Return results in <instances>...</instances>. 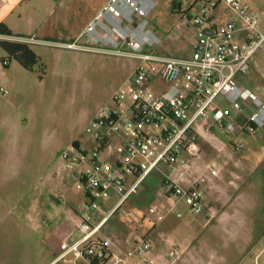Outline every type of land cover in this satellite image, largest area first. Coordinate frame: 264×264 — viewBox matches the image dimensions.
I'll return each mask as SVG.
<instances>
[{
  "label": "rangeland",
  "instance_id": "obj_1",
  "mask_svg": "<svg viewBox=\"0 0 264 264\" xmlns=\"http://www.w3.org/2000/svg\"><path fill=\"white\" fill-rule=\"evenodd\" d=\"M98 1H72L64 14L67 21L52 33L60 42L34 46L41 62L33 71L23 68L0 46V244L58 243L59 229H69L67 210H81L83 195L63 168L61 154L75 143L90 147L94 135L88 129L99 110L113 104L114 96L138 65L136 60L60 45L76 40L75 34L89 20ZM152 1L155 6L149 20L162 40L158 52L190 56L197 29L184 14L196 16L199 0ZM177 2L181 4L180 11L174 8ZM243 2L260 16L259 28L264 32V0ZM214 14L219 24L235 17L221 8ZM248 34L238 32L236 37ZM4 59L9 60V65L3 64ZM253 63L258 67L252 71L257 78L252 90H262L264 97V47L255 53ZM218 102L229 106L221 98ZM224 145L232 155L230 165L249 162L256 166L252 185L242 186L251 198L249 210L236 209L230 222L220 218V214L229 211V204L224 202L214 203L217 213L207 208L200 213L192 211L174 197L172 205H168L163 193L169 171L163 166L110 217L98 235L113 242L117 252L128 255L134 254V236L138 235L152 239L155 246L163 245L159 249L162 254L177 246L183 252L205 251L203 256L212 264H264V255L258 262L255 260L264 249V133L260 137L243 132L219 133L217 138L197 135L192 139L191 150L199 155L193 160V175L189 178H196L207 164L220 162V148ZM234 146L242 147L236 150ZM115 154L119 155V151ZM188 158L193 159L191 154ZM117 200V196L109 194L103 198L97 222ZM160 206L174 207L182 217L169 211L163 220H158ZM127 212L141 216L136 226L127 224ZM250 236L254 242L248 247Z\"/></svg>",
  "mask_w": 264,
  "mask_h": 264
},
{
  "label": "built area",
  "instance_id": "obj_2",
  "mask_svg": "<svg viewBox=\"0 0 264 264\" xmlns=\"http://www.w3.org/2000/svg\"><path fill=\"white\" fill-rule=\"evenodd\" d=\"M154 6L152 0H108L75 41L60 44L67 49L136 60L138 65L114 96L113 104L99 110L88 129L94 135L90 147L73 144L61 154L63 168L83 195V210L61 244L59 260L73 254L75 261L86 259L90 264H159L161 259L166 264H178L183 251L177 246L159 257L152 239L135 235L134 254L128 255L114 250L113 242L98 234L163 166L170 168L165 175L168 205L174 197L190 210L202 212L204 187L220 176V170L211 162L184 185L199 155L191 150L192 139L197 135L217 138L222 132L243 131L255 137L264 133L263 91L238 82L240 75L250 72L251 58L264 47L260 16L243 0H199L196 16L184 14L197 29L196 45L190 56L177 57L158 52L162 40L149 20ZM218 8L235 17L225 24L217 23L214 12ZM243 31L249 32L247 38L236 41L235 35ZM15 41L30 45L40 42L35 37ZM3 64L9 65V60ZM219 98L229 106H222ZM240 117L243 124L238 122ZM108 194L118 200L97 222L102 200ZM169 211L182 217L174 207L160 206L158 220ZM126 217L130 227L141 219L136 212H127Z\"/></svg>",
  "mask_w": 264,
  "mask_h": 264
},
{
  "label": "crops",
  "instance_id": "obj_3",
  "mask_svg": "<svg viewBox=\"0 0 264 264\" xmlns=\"http://www.w3.org/2000/svg\"><path fill=\"white\" fill-rule=\"evenodd\" d=\"M72 1L75 0H0V25H7L15 35L4 36L0 34V37L12 41H15V38L18 37H35V39L39 40L41 43L31 44L32 49L34 46H39L43 42L59 43L60 40L53 38L54 34L52 33L56 31L63 21H67V16L64 17V14L70 10ZM107 2L108 0L98 1L97 6L95 7V10L89 20L84 24L80 31L75 34L76 38H78L85 31L89 23L98 15ZM24 23H26V25H24ZM75 36H69L67 39H72ZM247 36L248 35L238 39L235 35V39L238 42H243ZM253 61L254 56L250 60V72L247 75H240L238 77V82L243 87L249 89H255L254 84L257 79L256 76L252 74V71L258 67V64H254ZM238 122L243 124L244 119L240 117ZM234 148L236 149V146H234ZM220 151H223V156L219 155L220 162L216 163L220 170V176L211 179V181L205 185L204 206L208 210L217 213V211L214 210V203L224 202L229 204V211L220 214V218L223 221H230L235 215L236 209L249 210V201L251 198L249 197L248 192H244V190H242V186L248 187V185H252L255 179L254 174L256 166L250 165L249 162H234L233 165H230L232 155L228 152L227 147L224 145V147L220 148ZM225 158L229 159V161H224ZM166 167L170 172V168L168 166ZM192 175V171L189 172L184 183L185 186L192 181V179L189 178V176ZM164 189L163 198L169 204L170 200L167 196L168 193L166 186ZM82 203L83 199L81 201V210L78 208H75L76 210H67V223L69 229H59L58 236L60 238V242L54 244L47 242L23 245L0 244V264H32V262L34 263L35 261L38 262V264H86V262L83 261L86 259H78L75 261L73 254H69L65 260L58 259L62 252L61 244L69 237L75 221L78 219L83 210ZM247 240L249 241L247 244L248 247H251L254 239L250 236ZM162 246H156V254L159 257L164 255L160 253L161 251L159 250ZM115 247L114 250L118 251L119 249H115ZM204 253L205 251L202 250L183 252L178 264H212L210 259L203 256ZM263 255L264 249L257 254L255 260L258 262L260 257ZM159 264L166 263L161 259Z\"/></svg>",
  "mask_w": 264,
  "mask_h": 264
},
{
  "label": "trees",
  "instance_id": "obj_4",
  "mask_svg": "<svg viewBox=\"0 0 264 264\" xmlns=\"http://www.w3.org/2000/svg\"><path fill=\"white\" fill-rule=\"evenodd\" d=\"M174 8L175 10L180 11L181 4L178 2L174 3ZM0 34L4 36H15L13 31L5 24L0 25ZM0 46L10 57L15 59L23 68L28 71H33L34 68L41 62L39 55L32 49L30 44L1 39Z\"/></svg>",
  "mask_w": 264,
  "mask_h": 264
}]
</instances>
